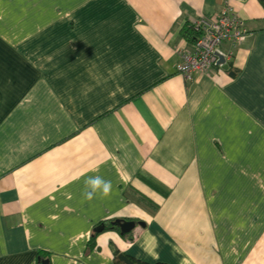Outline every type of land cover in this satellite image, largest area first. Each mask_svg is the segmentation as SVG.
I'll list each match as a JSON object with an SVG mask.
<instances>
[{
    "label": "crops",
    "instance_id": "obj_1",
    "mask_svg": "<svg viewBox=\"0 0 264 264\" xmlns=\"http://www.w3.org/2000/svg\"><path fill=\"white\" fill-rule=\"evenodd\" d=\"M225 3L246 44L186 79L185 25ZM94 176L112 191L89 201ZM110 220L134 221L137 238L102 232L87 252ZM115 249L264 264L258 0H0V264H114Z\"/></svg>",
    "mask_w": 264,
    "mask_h": 264
},
{
    "label": "built area",
    "instance_id": "obj_2",
    "mask_svg": "<svg viewBox=\"0 0 264 264\" xmlns=\"http://www.w3.org/2000/svg\"><path fill=\"white\" fill-rule=\"evenodd\" d=\"M197 38L190 51L182 55L178 72L186 79L199 78L207 74L215 62L217 49L228 43L243 46L249 37L246 22L225 3L217 18L201 17L194 21Z\"/></svg>",
    "mask_w": 264,
    "mask_h": 264
},
{
    "label": "trees",
    "instance_id": "obj_3",
    "mask_svg": "<svg viewBox=\"0 0 264 264\" xmlns=\"http://www.w3.org/2000/svg\"><path fill=\"white\" fill-rule=\"evenodd\" d=\"M258 2L260 3L262 8L264 9V0H258ZM182 33H183V36L185 37V39L190 44L195 43L196 38H197V33L194 30L193 24L187 23L185 25ZM117 221L124 222V220H110V221L102 222L96 226V228L94 229L93 236H92L91 240L89 241V243L87 244V247H86L87 252H90L91 250L96 248V237L98 236V234H100L102 232H106V231H116L118 233L121 232L120 228L115 225V222H117ZM100 227H102V229H101V231H98L97 229H100ZM122 236L129 241H134L137 238L138 234L135 235V233L133 231V232H130L127 234H123ZM114 264H150V263L140 261V260L135 259L134 257H132L130 255L123 254V253H121L115 249L114 250ZM154 264H165V263H154Z\"/></svg>",
    "mask_w": 264,
    "mask_h": 264
},
{
    "label": "clouds",
    "instance_id": "obj_4",
    "mask_svg": "<svg viewBox=\"0 0 264 264\" xmlns=\"http://www.w3.org/2000/svg\"><path fill=\"white\" fill-rule=\"evenodd\" d=\"M112 191V182L100 176L89 177L85 180L84 196L91 201L97 194L108 197Z\"/></svg>",
    "mask_w": 264,
    "mask_h": 264
},
{
    "label": "water",
    "instance_id": "obj_5",
    "mask_svg": "<svg viewBox=\"0 0 264 264\" xmlns=\"http://www.w3.org/2000/svg\"><path fill=\"white\" fill-rule=\"evenodd\" d=\"M215 56L218 59L217 64L222 66L224 69H226L227 66L225 65L226 63L225 58L218 53H215ZM115 225L120 228L122 234H127L135 228L136 223L134 221H124V222L117 221ZM101 229L102 227H100V229L97 230L101 231Z\"/></svg>",
    "mask_w": 264,
    "mask_h": 264
}]
</instances>
